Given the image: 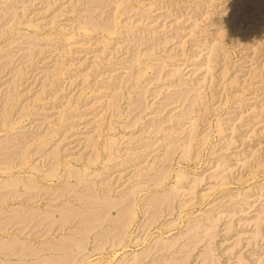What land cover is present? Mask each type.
<instances>
[{
  "label": "rangeland",
  "instance_id": "374dc122",
  "mask_svg": "<svg viewBox=\"0 0 264 264\" xmlns=\"http://www.w3.org/2000/svg\"><path fill=\"white\" fill-rule=\"evenodd\" d=\"M0 264H264V0H0Z\"/></svg>",
  "mask_w": 264,
  "mask_h": 264
},
{
  "label": "bare ground",
  "instance_id": "6f19581e",
  "mask_svg": "<svg viewBox=\"0 0 264 264\" xmlns=\"http://www.w3.org/2000/svg\"><path fill=\"white\" fill-rule=\"evenodd\" d=\"M63 259V258H62Z\"/></svg>",
  "mask_w": 264,
  "mask_h": 264
}]
</instances>
